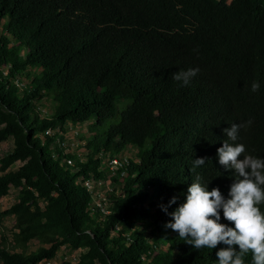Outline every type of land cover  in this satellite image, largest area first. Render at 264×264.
<instances>
[{
	"label": "trees",
	"instance_id": "1",
	"mask_svg": "<svg viewBox=\"0 0 264 264\" xmlns=\"http://www.w3.org/2000/svg\"><path fill=\"white\" fill-rule=\"evenodd\" d=\"M189 68L199 71L187 86L172 78ZM249 120L236 141L222 131ZM66 122L94 134L82 158L65 132H48ZM8 136L1 166L22 164L0 175V196L12 185L21 195L0 211L15 216L0 264H42L66 244L83 251L62 264H218L227 245L196 249L165 224L197 176L229 198L224 140L264 159V0H0V142ZM104 155L121 164L97 202Z\"/></svg>",
	"mask_w": 264,
	"mask_h": 264
},
{
	"label": "clouds",
	"instance_id": "2",
	"mask_svg": "<svg viewBox=\"0 0 264 264\" xmlns=\"http://www.w3.org/2000/svg\"><path fill=\"white\" fill-rule=\"evenodd\" d=\"M198 71L181 69L172 73V78L187 86ZM259 87V83L254 81L251 90L256 92ZM250 124L251 120L233 123L222 131L229 140L236 141L240 128ZM245 152L244 144H233L228 140H224L217 149L219 164L226 170L233 169L236 174L229 198L226 199L218 187L209 191L208 184H202L197 176L187 188L186 199L174 211L168 213V207L161 205L162 210L172 217L165 227L177 232L185 243L196 249H213L221 243L227 245L216 252L218 264H244V256L249 252L252 264H264V212L259 208L264 203V159L245 155ZM241 155L243 159H239ZM205 159H194L193 167L203 165ZM176 199L173 196L169 205L176 203ZM221 209L223 217L234 227L220 222Z\"/></svg>",
	"mask_w": 264,
	"mask_h": 264
},
{
	"label": "rangeland",
	"instance_id": "3",
	"mask_svg": "<svg viewBox=\"0 0 264 264\" xmlns=\"http://www.w3.org/2000/svg\"><path fill=\"white\" fill-rule=\"evenodd\" d=\"M49 106H52L53 103L49 100ZM46 110V109H45ZM52 132H65V146L66 150L75 156L83 157L86 155V144L89 140L92 139L94 134L91 132L89 128V123H73L66 122V124L58 125L52 130ZM14 148V140L12 136H8L2 142H0V158L10 153ZM133 152L135 153V148L132 147ZM133 153V154H134ZM125 159V157H124ZM102 168L108 171V175L105 178L97 180L94 184L90 186L92 190L98 197L97 202L107 200V194L110 190L113 189V183L110 178V174H115V172L119 169L120 164L114 163L112 159H110L109 155H104ZM22 162L18 161L12 164L7 170H4L0 163V175L4 174L8 170L17 169ZM21 195V188L12 185L8 193L0 196V211H3L10 207L13 203H15L19 196ZM43 204V203H42ZM107 205V203L105 204ZM15 230V216L14 215H4L0 221V240L1 234H6L9 237V240L12 239V234ZM40 246V242L38 239H34L30 242V247L28 252L32 250H36ZM83 249H74L70 244L63 245L58 251L57 255L53 258L44 261L42 264H62L63 261H69L75 263L78 261L81 252Z\"/></svg>",
	"mask_w": 264,
	"mask_h": 264
},
{
	"label": "built area",
	"instance_id": "4",
	"mask_svg": "<svg viewBox=\"0 0 264 264\" xmlns=\"http://www.w3.org/2000/svg\"><path fill=\"white\" fill-rule=\"evenodd\" d=\"M21 85H23L22 83H20ZM52 128H50L49 130H48V132H52ZM63 144H65V142H63ZM112 161L114 162V163H119V164H121L120 163V160L117 158V157H114V158H112Z\"/></svg>",
	"mask_w": 264,
	"mask_h": 264
}]
</instances>
